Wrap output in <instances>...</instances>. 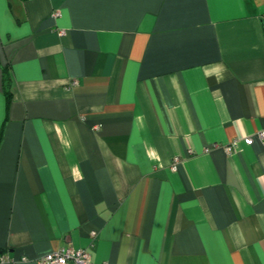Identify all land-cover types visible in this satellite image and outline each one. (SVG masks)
Returning <instances> with one entry per match:
<instances>
[{
    "label": "crops",
    "instance_id": "crops-1",
    "mask_svg": "<svg viewBox=\"0 0 264 264\" xmlns=\"http://www.w3.org/2000/svg\"><path fill=\"white\" fill-rule=\"evenodd\" d=\"M263 129L264 0H0V264H264Z\"/></svg>",
    "mask_w": 264,
    "mask_h": 264
},
{
    "label": "built area",
    "instance_id": "built-area-1",
    "mask_svg": "<svg viewBox=\"0 0 264 264\" xmlns=\"http://www.w3.org/2000/svg\"><path fill=\"white\" fill-rule=\"evenodd\" d=\"M59 13L55 12L54 16H58ZM256 137L260 143L264 146V129L257 131L255 133ZM252 137H246L240 140H233L231 143L225 147L227 153H232L238 149L239 144L243 143L246 146L252 145ZM177 162V159H174V163ZM172 165V169H175V165ZM91 236L94 238L96 233L92 232ZM9 262L6 257H0V263ZM36 264H90L91 255L85 249H75L73 247H64L59 248L56 251L39 257L34 260ZM11 264H16L15 262H10Z\"/></svg>",
    "mask_w": 264,
    "mask_h": 264
},
{
    "label": "trees",
    "instance_id": "trees-1",
    "mask_svg": "<svg viewBox=\"0 0 264 264\" xmlns=\"http://www.w3.org/2000/svg\"><path fill=\"white\" fill-rule=\"evenodd\" d=\"M2 83H3V90L6 96V101L10 102L11 100L10 76L6 69H3Z\"/></svg>",
    "mask_w": 264,
    "mask_h": 264
}]
</instances>
